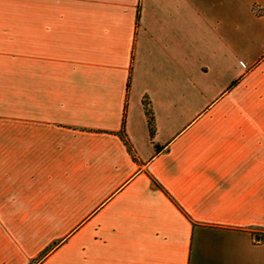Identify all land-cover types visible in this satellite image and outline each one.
<instances>
[{
    "label": "crops",
    "instance_id": "crops-1",
    "mask_svg": "<svg viewBox=\"0 0 264 264\" xmlns=\"http://www.w3.org/2000/svg\"><path fill=\"white\" fill-rule=\"evenodd\" d=\"M0 264H264V0H0Z\"/></svg>",
    "mask_w": 264,
    "mask_h": 264
},
{
    "label": "trees",
    "instance_id": "trees-1",
    "mask_svg": "<svg viewBox=\"0 0 264 264\" xmlns=\"http://www.w3.org/2000/svg\"><path fill=\"white\" fill-rule=\"evenodd\" d=\"M147 112H148V121H149L150 132L153 135L154 132H155L154 116H153V113H152L151 109H148ZM121 134H122V137L124 138V140L129 144V140H128L126 134H125L124 129L122 130Z\"/></svg>",
    "mask_w": 264,
    "mask_h": 264
}]
</instances>
